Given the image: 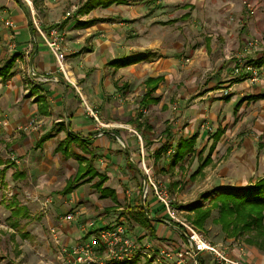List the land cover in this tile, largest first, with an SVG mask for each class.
<instances>
[{
	"label": "crops",
	"instance_id": "0c3cea01",
	"mask_svg": "<svg viewBox=\"0 0 264 264\" xmlns=\"http://www.w3.org/2000/svg\"><path fill=\"white\" fill-rule=\"evenodd\" d=\"M30 1L42 29L47 32L52 26H57L62 32L66 58L62 71L43 37L31 25L28 7L24 9L15 0H0V68L5 62H10L7 77H0V117H3L0 120V133L6 136L13 134L11 139L8 138V144L19 134L15 129H31L34 132L27 134L30 147L38 154V157H34L35 160L30 162L33 166L25 174L20 168L19 171L8 167L6 160H0V174H6L13 182L23 175L25 182L29 181L28 184L40 189L25 190L43 194L57 193L55 196L61 197L60 209L67 205L76 206L78 218L64 221L59 229L64 231L69 246L72 245L73 239L77 240L74 243L77 244L97 229L94 222L101 219L107 211L112 216L115 214L113 212L119 209L121 212L117 221L121 219L126 228L130 223L134 230L141 231L143 237L138 238L140 246H144L145 242L161 243L160 238L165 237L175 239L179 244H183L181 247H185L187 240L184 236L162 221V215L166 217L163 210L157 212L158 207L145 202L148 219L143 218L137 201L141 198L145 178L137 165L130 166L127 154L132 149H138L142 153L144 149L151 148L149 137L155 132L152 127L155 118L162 123L160 132H168L170 138L172 137L168 140L169 146L161 143L155 146L159 150L167 147V150H173L180 139L195 134V149L204 140L202 145L207 144V151L213 143V152L218 154L224 141L221 137L238 133L237 126L230 127L234 122V107L241 100L234 105L225 102L228 106L224 108L223 113L214 108L221 107L223 103L222 98L218 99L219 91L228 90L229 98L226 101L233 98L235 100L243 94L240 91L248 90V83L245 80L238 83L230 81L219 84L224 89L214 88L218 80L232 78V62L222 61L219 55L220 47H217L214 41L216 35L223 37L225 41L232 43V47L228 46L236 51L249 38L248 33L264 30V0H250L262 6L259 13L255 8L251 14H244L246 10L241 6L243 0H218L216 3L212 0H157L160 6L153 10L151 6L143 5V12L135 20L132 18L130 0H112L107 6L96 5L88 10L83 7L90 0ZM195 18L200 24L210 22L213 32L198 36L195 42L198 45L194 46L189 39L187 46H184L179 42L181 26H192L190 20ZM5 19H10L13 25L6 26ZM132 27L136 28V37L129 36L128 31ZM171 37H176V40L170 42ZM182 49L192 54L189 57V66L201 67V70L215 68V72L218 70L221 77L206 81L208 76L201 80L199 72H195L189 82L193 81L190 83L193 85L190 89L196 96L191 98L190 104L184 109L180 107L184 106L183 103L185 104L189 96L175 90V82H180L178 68ZM222 65H226V69L220 68ZM58 77L64 79L67 86L60 82ZM157 77H160V81L151 95L152 102L142 107L140 101L150 88L145 81L147 78ZM199 84H202V94L196 89ZM236 85L244 88L240 90ZM262 88L264 89V83L256 88L259 95H262ZM175 105L178 111H172ZM86 106L99 109L98 113L107 122L100 120V123H93ZM240 106L241 102L237 109ZM142 108L146 111L148 119H143L145 114H139ZM205 118L207 122H211L209 134H204L207 130L201 127ZM66 120L69 122V130L79 135L80 140L70 142L68 152L63 154L60 145H64L68 139ZM144 121L151 125L143 124ZM117 122L123 124L120 125L122 129L114 128ZM137 122L142 125L136 127ZM217 128L223 132L214 143L212 135ZM136 132L140 135V140ZM46 134L50 137L40 141ZM118 139L123 145L126 144L124 148L129 152L120 148ZM11 147L20 154L25 153L22 152V146L19 147L13 142ZM25 147L28 146L25 144ZM52 152L54 154L51 156ZM195 153L178 159L174 165L175 170L182 169L186 158L188 163L199 159L198 155L194 156ZM82 157L90 160L93 168L105 177L104 183L101 188H96L93 182L97 181L98 177H95L90 181L81 182L69 193L64 194L62 190L66 181L76 173ZM204 157L205 155L200 158V163ZM145 166L150 169L153 167L149 162ZM32 169L37 173L31 177ZM260 176H264V173L251 175L252 182ZM57 178H62V182L54 186ZM185 180V171L180 172L177 177H166L167 184L177 181V188L182 186L181 182L184 183ZM103 188L106 190V197L102 196ZM125 197L131 201L132 208L128 209L126 206L127 210L122 211L124 207L118 202ZM58 207L59 205H56L49 210L46 218L49 228L54 226L52 216L59 211ZM10 208V213L17 209L19 213L15 214L22 212V207L12 205ZM107 220L104 219L102 223ZM89 223L93 225L89 226ZM160 227L166 229L163 236L159 232ZM43 254H48V251ZM52 258L55 257L52 255Z\"/></svg>",
	"mask_w": 264,
	"mask_h": 264
},
{
	"label": "rangeland",
	"instance_id": "374dc122",
	"mask_svg": "<svg viewBox=\"0 0 264 264\" xmlns=\"http://www.w3.org/2000/svg\"><path fill=\"white\" fill-rule=\"evenodd\" d=\"M217 1L218 0H212L213 3H216ZM247 1L250 2L252 7L251 9H249L244 4L243 0L241 2V6L243 7V10H246V13L244 11V14H251V12L255 10V8L257 13L261 11L262 6H259L256 3L251 2L250 0ZM130 4L132 5V18H134L133 20L138 19L139 14L143 12V5L146 7L151 6L153 10L156 9L157 6H160V3L157 0H130ZM180 8H182V6H180ZM34 14L35 19L38 21L39 17L36 11H34ZM196 19L197 18L190 20V24H192V26L190 27L189 25H187L186 27L181 26L182 30H180L179 42L184 46H187L189 39L192 40L194 46L198 45L197 43H195L198 39V36L213 32V29L209 25L210 22L205 21L201 22L202 24H200V22L198 23ZM128 33L130 34V37H136V28L132 27V29H130ZM247 37H249L247 38V40H256L257 42L256 47L252 48L250 52L245 51L246 40L239 49H236V51L235 49L230 48L232 47V43L228 40L225 41L223 37H218L216 35L214 41L215 45L217 47H220L219 55H221L222 61L232 62L230 74L232 78L225 79L223 81L218 80L214 88L224 89V87L219 84L230 81L238 83L245 80L248 83V85H246L248 90H246V92L240 91V93L243 94L240 95V97H238L237 99L234 100L233 98L230 101H226L225 99L229 96L227 94L228 90H226V93L224 92V90L219 91L220 97L216 98H222L223 103L221 104V107L217 106L214 109H220V112L223 113L224 108L227 107L228 104L234 105L236 102H238L239 99L241 100V106L234 113V122L230 127L232 128L233 126L234 128L237 126L238 133L228 134L221 137V139H224L222 147L219 149L218 154L212 151V161L203 169H198V165L200 164L199 159L195 161L193 160V162L188 163V158H186L182 169L178 168V171H176L175 167L167 168L168 166L166 165V163L170 159L171 151L173 150H167V147L166 152L161 154L162 150H159V148L155 146L160 145V143L162 145L164 144L165 146H169L168 140L172 139V137L170 138L168 132H160L162 123L157 118H155V122H153L152 124L155 132L152 133L151 137H149V144L151 148L144 149L142 153L138 149H132L130 150V152L127 149L129 152V154H127V157L141 169V172H143V168L148 164V162L153 165L151 169L148 166L145 167L149 169L151 176H153L155 179L160 180L161 183L165 184V186L168 188L170 196L173 200V206L174 208H176V215L178 216V218L182 220V222H184L186 225L192 227L196 232L200 233L208 243L214 245L219 251H222L229 260L235 261L237 264H264V249H261L260 247L255 245H251L250 243H246L243 237L225 236V233L222 231L220 225L214 222V219L217 217L218 212L217 207L213 205L214 203L212 201V196L215 191L232 188H234L233 190H239L240 188L247 186L250 182H252L253 177H251V175L257 176L258 174L264 173V89H260L262 95H259L256 91V88L259 86V84L264 83V65H257L258 58L264 55V30H257L253 34L248 33ZM170 39V42H172L173 40H176V37H171ZM224 43L227 44L224 45ZM190 55H192L191 52L182 49L179 58L180 63L178 71L180 72L179 74L181 76L180 82H175V90L176 92H180L181 94L185 93L189 96V99L185 102V104L183 103L184 106L180 107L181 109L187 108L190 104L189 102L191 98H193V96H196L192 94L193 90L191 91L190 89L193 86L190 83H192L193 81L189 82V78H191L192 75L196 74L195 72H199L198 74L201 80H204L207 76L208 77L206 78V81L212 78H215L216 80L218 78H221L219 76L218 70H216L215 72V68L201 70V67L197 68V66H194L193 68L195 69H193L192 66H189ZM239 61L247 62L254 68H256L258 71V80L252 82L250 80V73H241V76L234 73L233 66L236 65L235 63ZM226 67V65H222V67L220 68L226 69ZM201 85L202 84H199L196 88L199 90V94L203 93ZM237 88L242 90V88L244 87L242 86ZM133 91L136 92L137 90ZM225 102H227L228 104ZM176 107L177 105L172 107V111H178ZM142 109H140V113L146 115V111H143L144 109ZM98 116L99 121L101 120V122L103 123L107 122L106 120H104V118L102 119L99 113ZM1 119H3V117H0V120ZM91 119L93 123H97L94 118L91 117ZM143 119H148V116H144ZM142 123L151 125L150 123H147L145 121ZM120 125L123 124H121V122H117L116 127L114 128L122 129ZM210 126L211 122H207V119L205 118L204 124L201 127L208 132L206 131L204 132V134L210 133ZM15 130H17L19 134H16V137L12 142L19 147L22 146V152L24 151L25 153L20 154L15 148L11 147L12 142L6 144V142H8V138L11 139L13 134H11L10 136H6L4 135V133H0V160H6V164L8 163V167L10 166L16 168L17 170H19L20 168L21 172L25 174L31 169V166H33L32 164H30V162H33L35 160L34 157H38V154L34 152L35 149L30 147L29 138L27 136L28 133L31 134V132L34 131L29 128L26 130ZM32 135L34 134L32 133ZM136 135L140 140V135L137 134V132ZM151 138H153L154 140ZM117 142L120 148L122 150H125L124 146H126V144L124 143L123 145L120 139H118ZM258 143H260L262 146L258 147ZM25 144L28 147H25ZM202 144H204V140L197 146L196 153L194 154L195 157H198L197 152L199 150H203L201 153V157L204 155L206 156L208 152L206 149L207 144ZM228 144H230L229 149L226 150V146ZM28 152H30V155L28 154ZM53 154L54 153L52 152L51 156ZM157 155H160V157L159 159H156V161H154V158ZM185 164H187V166H185ZM153 169H155L156 172ZM184 171L186 175L185 182H181L182 186H180L179 188H177V186L175 185L174 189L170 190V184L166 183V177H177L180 172L183 173ZM191 172H195V175H193V177H188V174H190ZM36 173L37 172L32 169L30 176L32 177L36 175ZM6 176V174H0V264H72V256H68L66 251L63 250L64 247L69 248L75 245L74 243L77 240L73 239L72 245L69 246L66 238L64 237V231H60L59 229L64 224V221L69 222L78 218L79 215H77L78 210L76 206L67 205L66 207L60 209L61 197L55 196L57 195V193L53 194L54 192L49 191V193L47 194L34 192L31 190L38 189V186L28 184L29 181L25 182L23 175L20 176L19 179H16V182H13L8 178V176ZM144 178L146 180L145 176ZM57 179L58 180L57 182H55L54 186L60 185V183L62 182V178ZM149 186L146 183L145 202H148L152 206L155 205L159 208L157 212H160L162 211V208L158 204L153 192L149 189ZM27 188L31 190H25ZM140 195L141 198L137 201L138 206H140L142 202V190ZM130 202L131 201H129L128 198L125 197L119 199L118 204L124 207L122 211H126V206L129 207L128 209L132 208V206H130ZM197 202L202 204L204 207H207V210L209 211L208 217H206L202 226L199 227L194 224V216L196 210L195 204ZM55 204L59 205V211H56V213L52 216V225L54 226H51L49 228L50 225L48 224V221H46V218L47 215H49V210L56 206ZM12 205L22 207V212L15 215L11 214L10 207ZM120 212L121 210L119 209L115 210L113 212L115 214H112L111 216V214L107 211V213L104 214L101 219L94 222V224H97L96 228L98 229L112 226L115 222H117V218L119 217ZM68 213L73 214L72 219H64V216L68 215ZM143 213H146L144 208ZM163 215V221H168V219H166V217H164ZM104 219H108L106 223H102ZM127 219L129 221L128 217ZM169 223L182 228L184 231L186 230V227L177 221H169ZM91 225H93V223ZM165 230L166 229L164 227H160L159 232L161 236L164 235L163 233ZM126 233L131 234L130 236L137 241L139 237H143L141 235V231L134 230L131 227L130 223H128L127 225ZM160 240L161 243L151 244L150 242H145L144 246H140L142 251L132 259L119 262H111L109 264H171L169 260H161L160 257H158L159 260H157L158 258L155 257V253L158 250L165 249L166 247H169V249L175 247V250L180 248L184 250L186 246L190 247V242L187 239V245L185 247H181L183 244H179L177 241H175V239L162 237L160 238ZM170 242H173L174 244H171ZM45 249L48 251L50 257L48 254H45L47 256V258H45V255L43 254L46 251ZM36 250H38L39 252ZM132 253L133 251L131 252V254ZM52 255L55 258H52ZM197 255L200 259L203 260L204 264H230L229 262L220 260L215 256L214 253L207 250L200 251L199 253H197ZM192 259L187 258L183 261V263L195 264V258L194 260Z\"/></svg>",
	"mask_w": 264,
	"mask_h": 264
},
{
	"label": "trees",
	"instance_id": "16d2710c",
	"mask_svg": "<svg viewBox=\"0 0 264 264\" xmlns=\"http://www.w3.org/2000/svg\"><path fill=\"white\" fill-rule=\"evenodd\" d=\"M112 0H90L87 1L84 5L83 9H91L96 5L107 6ZM10 62H5L0 68V77L1 79H5L8 75V67ZM257 65H264V56L260 57L257 61ZM160 81V77L157 78H147L146 85H150V88L147 89L143 98L141 99L142 107L148 105L152 102L151 95L156 89L158 82ZM226 100L228 97L225 98ZM239 103L234 107V111H236ZM141 114V113H139ZM138 114V117H140ZM137 119V118H136ZM142 124L137 122L135 124L136 127H140ZM66 137L67 142L64 145H60L61 152L66 154L69 149V143L76 142L80 140L79 135L73 134L69 128L66 129ZM223 130L217 128L215 133L212 135L213 141H217L222 134ZM50 137V135L46 134L41 137L40 141H44ZM196 135L193 134L189 138L180 139L173 151L171 152L170 159L166 163L167 168H172L177 163L178 159H183L188 155L195 153V143H196ZM262 145L258 143V147ZM214 145L213 143L210 145L207 155L203 158L202 162L198 165V169H203L206 167L211 161V152L213 151ZM161 154L166 152V148L161 149ZM203 150H199L198 156L199 160L201 158V153ZM160 155L155 156L154 161L159 159ZM192 160V158H191ZM130 166H133L132 161L128 160ZM180 167V165L178 166ZM166 171V170H165ZM164 171V172H165ZM195 172L191 173L190 177H193ZM98 177L97 181L93 182L96 188H101L104 183L105 177L98 173L92 166L90 160H86L85 157H82V161L79 162L76 173L70 177L62 190V192L69 193L73 187L77 186L83 181H90L93 178ZM85 179V180H84ZM177 181L170 183V190H173L175 185H177ZM104 191L103 197H106L105 188L102 189ZM213 205L217 207L218 215L214 219L215 223H218L225 233L226 237L231 236H239L243 237L246 243H250L251 245H255L264 249V176H260L256 178L253 182L249 183L246 187L240 188L239 190L233 189H223L220 191H215L212 196ZM140 211L142 212V216L145 220L148 219L147 214L143 213V207L140 204ZM195 216H194V224L196 226H202L204 220L209 215V211L207 207H204L200 203L195 204ZM19 209L16 211L12 210L11 213L15 215L18 213ZM198 264H204L203 260L198 257Z\"/></svg>",
	"mask_w": 264,
	"mask_h": 264
},
{
	"label": "built area",
	"instance_id": "2783aa9c",
	"mask_svg": "<svg viewBox=\"0 0 264 264\" xmlns=\"http://www.w3.org/2000/svg\"><path fill=\"white\" fill-rule=\"evenodd\" d=\"M25 6L28 7V13L30 16L31 25L34 29L43 37L48 49L53 54L59 68L63 71V64L66 58L65 50L62 45L63 36L57 26H52L47 32L43 30L38 21L34 17V10L30 0H22ZM244 4L251 9L249 1L244 0ZM4 24L6 26H12L13 22L10 19H5ZM257 45L256 40H246L245 51L250 52L252 48ZM12 46V44H10ZM233 66V71L237 75L241 76V73H250L251 81L258 80V71L252 65L247 62L239 61ZM226 93V90H224ZM86 110L89 112L92 118L98 123L99 116L98 111L91 107L86 106ZM144 111V110H143ZM144 176L146 177V183L149 189L153 192L158 204L161 206L163 212L166 215L167 222L177 221L186 227V233L188 235V241L191 242L196 250V253L207 250L215 254L217 258L230 264H237L235 261L229 260L227 256L219 251L214 245L208 243L203 236L196 232L192 227L186 225L176 215V208L173 206V200L170 196L168 188L160 180L151 176L149 169L144 166ZM73 214L68 213L64 216V219H72ZM92 223H89L91 225ZM125 222L119 219L110 227H103L95 229L90 235L81 240L77 245H73L69 248H65L68 256H72V264H109L111 262H119L128 259H132L142 250L138 241L127 233ZM133 253L131 254V252ZM154 254V253H153ZM155 257H160L161 260H169L171 264H184L183 261L187 258H195V254L189 246L183 249H162L155 253ZM159 260V258L157 259Z\"/></svg>",
	"mask_w": 264,
	"mask_h": 264
},
{
	"label": "water",
	"instance_id": "95a60500",
	"mask_svg": "<svg viewBox=\"0 0 264 264\" xmlns=\"http://www.w3.org/2000/svg\"><path fill=\"white\" fill-rule=\"evenodd\" d=\"M16 2H18L24 9L26 8V6H25V4L22 2V0H15ZM31 22V21H30ZM31 70L33 71V69L31 68ZM59 78V77H58ZM59 80H60V82H62L65 86H67V84H66V82L64 81V79H62V78H59ZM69 127V122H68V120H66V128H68ZM117 135V134H116ZM118 136V135H117ZM126 149V151H128L127 150V148H125ZM130 161H132L131 159H130ZM132 163H133V166H136V164L132 161ZM145 190H146V180H144L143 181V189H142V202H141V204H142V207L145 209V212H146V214H147V216H148V213H147V210H146V205H145ZM163 221V220H162ZM164 222H166L168 225H170V226H172L173 228H175L176 230H178V232H180V234H182L183 236H184V238L185 239H188V235L186 234V232L182 229V228H180V227H178V226H176V225H173V224H171V223H169V222H167V221H164ZM190 248H191V250L193 251V253L195 254V264H198V255H197V253H196V250H195V248H194V246H193V244L190 242Z\"/></svg>",
	"mask_w": 264,
	"mask_h": 264
}]
</instances>
